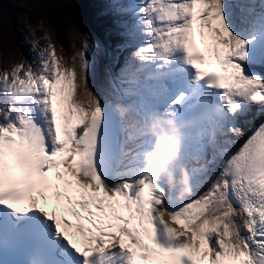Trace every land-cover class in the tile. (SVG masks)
<instances>
[{"label":"snow or ice","instance_id":"obj_1","mask_svg":"<svg viewBox=\"0 0 264 264\" xmlns=\"http://www.w3.org/2000/svg\"><path fill=\"white\" fill-rule=\"evenodd\" d=\"M113 3L105 96L52 43L0 75V262L264 264V2Z\"/></svg>","mask_w":264,"mask_h":264},{"label":"trees","instance_id":"obj_2","mask_svg":"<svg viewBox=\"0 0 264 264\" xmlns=\"http://www.w3.org/2000/svg\"><path fill=\"white\" fill-rule=\"evenodd\" d=\"M22 1H24L27 5V13L29 18L47 19V21L51 24L52 28L55 29L57 39L59 42L61 41V48H63L64 54L69 60H71V57L73 55L74 47L73 44H71L72 46H70V37L68 36L66 24L60 25L58 23L60 20L62 22H64L65 20L66 22L67 17L64 16L68 12L73 13V15L75 16V20H77V24L85 23L89 26V28H93V33H95L97 30L98 34H102V36L104 35L103 30L101 28H99L101 29L99 30L94 21L89 18L87 12L84 11L85 8L81 6L82 1L80 0H11V2L5 3L0 7V16L4 18L7 23H9V21H12L16 16V13H18L20 10L22 12L24 11L20 8V3ZM58 17L61 19L56 22ZM80 38L81 36L79 34L77 39ZM9 54H12V52H9Z\"/></svg>","mask_w":264,"mask_h":264},{"label":"rangeland","instance_id":"obj_3","mask_svg":"<svg viewBox=\"0 0 264 264\" xmlns=\"http://www.w3.org/2000/svg\"><path fill=\"white\" fill-rule=\"evenodd\" d=\"M5 2L9 3V2H11V0H5ZM17 14L18 13H16V15ZM64 17H67L66 22H65V20H64V22H62L60 20L61 18H59V17L57 18L56 22H58L60 20L58 22L60 25L66 24V29L68 30V36L70 37V40H69L70 46H72L71 44L74 45V43L77 42V38H78V35H79L81 30L77 27V20H75V16L73 15V13L68 12ZM20 18L23 19V17H20ZM33 20L37 21V24L35 25L36 27H41V28H44L46 30L48 29V31H49V42L55 45L56 51L58 54L59 49L61 50L62 46L60 45L61 41L59 42L57 39V36L55 34V29L52 28L51 24L47 21V19L44 20V18H36ZM9 23H7L6 20H4V18H2L0 16V44L1 43H3L4 45L7 44V47H5V48L1 47V45H0V52L1 51L6 52L8 50V52L3 56H6L7 54H9V52L14 51L16 49L15 43H16V45H18L17 43H19V41L16 40L14 31L18 32L17 30H23L24 26H27V27L29 26V22H25V21L19 22V19H18V17L16 19V16L14 17V19L12 21H9ZM57 30H59V29H57ZM67 30H66V32H67ZM21 32H23V31H21ZM81 33L88 35L87 32L81 31ZM92 40H94V39H92ZM55 41H56L59 49L57 48ZM22 43L23 42H20V44H22ZM86 43L89 45L88 49L91 50V52H93V53L98 52V47L91 44L92 42H90V40ZM81 48H82V50H79V51H83L85 49L84 46H82ZM17 49H18V47H17ZM75 65L77 67V71H79L80 65H78L77 63H75ZM259 69L260 68H257V70H259ZM260 70H262V69H260ZM91 77H92V75L90 74L89 78H91Z\"/></svg>","mask_w":264,"mask_h":264},{"label":"bare ground","instance_id":"obj_4","mask_svg":"<svg viewBox=\"0 0 264 264\" xmlns=\"http://www.w3.org/2000/svg\"><path fill=\"white\" fill-rule=\"evenodd\" d=\"M105 81H107V80H105ZM106 83L107 82H104L103 83V85H102V83L101 82H97V80L94 78V79H89V84H90V87L92 88V90L96 93V94H98V95H100L101 97H103L104 95H105V93H104V86L106 85ZM107 89H110V85H108L107 87H106ZM103 89V90H102ZM254 120L255 119H252V121H251V123H253L254 122ZM254 124V123H253ZM175 227V226H174Z\"/></svg>","mask_w":264,"mask_h":264},{"label":"clouds","instance_id":"obj_5","mask_svg":"<svg viewBox=\"0 0 264 264\" xmlns=\"http://www.w3.org/2000/svg\"><path fill=\"white\" fill-rule=\"evenodd\" d=\"M171 144L176 146V149L178 150V139H173L172 141H170Z\"/></svg>","mask_w":264,"mask_h":264},{"label":"water","instance_id":"obj_6","mask_svg":"<svg viewBox=\"0 0 264 264\" xmlns=\"http://www.w3.org/2000/svg\"><path fill=\"white\" fill-rule=\"evenodd\" d=\"M3 2V0H0V4Z\"/></svg>","mask_w":264,"mask_h":264}]
</instances>
